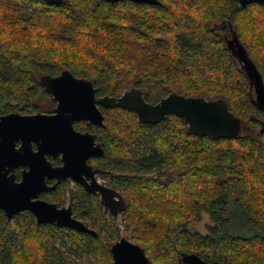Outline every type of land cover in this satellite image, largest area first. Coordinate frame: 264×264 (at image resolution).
Returning <instances> with one entry per match:
<instances>
[{
    "label": "trees",
    "instance_id": "obj_1",
    "mask_svg": "<svg viewBox=\"0 0 264 264\" xmlns=\"http://www.w3.org/2000/svg\"><path fill=\"white\" fill-rule=\"evenodd\" d=\"M158 1L0 0V115L41 111L52 95L40 76L68 69L93 80L98 97L135 86L152 104L171 92L224 98L239 134L199 136L176 114L148 124L133 110L101 107L105 126H75L98 134L105 154L94 162L106 185L124 189L123 232L99 194L64 181L42 197L59 206L69 199L97 235L0 210V264H82V255L115 264L111 245L130 231L151 264H189V253L207 263L264 264V109L228 42L239 40L264 82V6ZM203 213L207 231L191 230Z\"/></svg>",
    "mask_w": 264,
    "mask_h": 264
},
{
    "label": "water",
    "instance_id": "obj_2",
    "mask_svg": "<svg viewBox=\"0 0 264 264\" xmlns=\"http://www.w3.org/2000/svg\"><path fill=\"white\" fill-rule=\"evenodd\" d=\"M45 1L60 4L63 0ZM133 1L159 3L158 0ZM237 1L242 7L251 3L264 6V0ZM228 42L251 80L256 103L264 109V82L260 72L234 35ZM40 82L56 102L52 113L10 112L0 115V210L8 219L29 210L38 224L51 223L97 235L95 229L73 214L71 204L59 206L39 197L42 191L54 190L62 180L68 179L82 185L90 193L99 194L100 204L114 215L126 209L123 193L101 183L97 178L100 170L93 169L87 162L92 156L105 154L103 146L97 141L98 135L75 128V122L79 120L105 126V114L101 107L133 110L140 122L148 124L159 123L176 114L183 118L191 133L199 136L232 137L241 130L239 118L229 109L224 98L208 99L171 92L152 104L145 99L143 90L135 86L120 96L98 97L93 80L77 77L68 69L58 75H41ZM261 132H264V122ZM18 142H21L19 146ZM60 153L62 165H54L47 157L56 158ZM19 166L24 170L22 179L17 181L14 170ZM47 179H56V182L50 185ZM111 253L115 264H151L145 249L126 236L111 245ZM183 260L189 264H223L220 261L207 263L196 253L184 254Z\"/></svg>",
    "mask_w": 264,
    "mask_h": 264
},
{
    "label": "rangeland",
    "instance_id": "obj_3",
    "mask_svg": "<svg viewBox=\"0 0 264 264\" xmlns=\"http://www.w3.org/2000/svg\"><path fill=\"white\" fill-rule=\"evenodd\" d=\"M218 30H219V32L221 34L225 33V29L224 28H219ZM41 105H42V110H41L42 112L51 113L53 111V108L56 106V102H55V100L52 97L51 99H42L41 100ZM97 178L99 179V181L101 183H106V181H107L106 178L103 177L102 175H98ZM75 186L76 185H75L74 181H71L69 190L74 189ZM117 189L121 193L124 190L123 187H118ZM70 203H71V201L68 199L65 205L67 206ZM115 216H117L116 223L118 225V228L120 229V233H122L124 228H125V225H126L125 217L123 216L122 212H120L118 215H115ZM81 220H83L85 222V219H81ZM208 223H210V217H209V215L207 213H203L202 219L200 221H195V222L190 223L189 224V228L191 230H193V231L206 232ZM126 237L129 238L130 240L134 241L133 233L131 231L128 233V235ZM78 262H80L82 264H91V263L92 264H97L96 258L92 257V256H88V255L87 256H83V255L80 256V258H78Z\"/></svg>",
    "mask_w": 264,
    "mask_h": 264
},
{
    "label": "flooded vegetation",
    "instance_id": "obj_4",
    "mask_svg": "<svg viewBox=\"0 0 264 264\" xmlns=\"http://www.w3.org/2000/svg\"><path fill=\"white\" fill-rule=\"evenodd\" d=\"M228 37V36H227ZM230 38L231 37H229L228 38V41H230ZM53 97V96H52ZM54 109V108H53ZM53 112V111H52ZM51 112V113H52ZM44 113H46V112H44ZM80 121H85V120H79V121H76L75 122V124L77 123V122H80ZM86 123H89V124H92V125H95L94 123H91V122H87V121H85ZM97 126V125H96ZM75 128L78 130V131H81V132H91V133H96V132H93L92 130H90L87 126L86 127H83V129H81V128H77L76 126H75ZM97 134V133H96ZM98 135V134H97ZM97 141H98V137H97ZM21 144V142H18L17 143V146H19ZM102 145V144H101ZM34 148L36 149L37 147H36V144L34 143ZM52 162H53V164L54 165H62L63 164V161H62V154L60 153L59 155H57L56 156V158H53L52 156H47ZM96 157H101V156H92V157H90L88 160H87V162H88V164H90L92 167H93V169H95V168H97V169H99L100 170V172L97 174V176L98 175H101V173H102V171H103V169L100 167V166H97L96 165V162H94V158H96ZM23 170H24V167H22V166H19V167H16L15 168V170H14V173L16 174V178H17V181H20L21 179H22V172H23ZM69 181H73L72 179H68ZM68 180H62L61 181V183L60 184H58L57 186H59V185H61L64 181H68ZM47 182L50 184V185H52L53 183H55L56 182V179H47ZM74 183H75V185L76 184H78L77 182H75L74 181ZM103 184H105V183H103ZM80 185V184H79ZM106 185V184H105ZM111 187V186H110ZM57 188V187H56ZM114 188V187H113ZM116 189V188H115ZM118 190V189H117ZM52 191V190H51ZM45 192H48V191H42L41 193H40V195H39V197L41 198V199H44L43 197H42V195H43V193H45ZM46 200V199H45ZM24 211H29V210H24ZM21 212H23V211H21ZM31 212V211H30ZM17 215V214H16ZM15 215V216H16ZM14 216V217H15Z\"/></svg>",
    "mask_w": 264,
    "mask_h": 264
}]
</instances>
